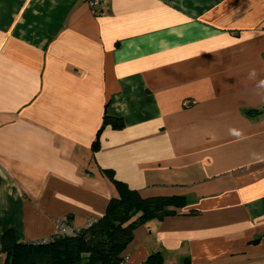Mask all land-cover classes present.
<instances>
[{
    "label": "crops",
    "instance_id": "1",
    "mask_svg": "<svg viewBox=\"0 0 264 264\" xmlns=\"http://www.w3.org/2000/svg\"><path fill=\"white\" fill-rule=\"evenodd\" d=\"M87 1L0 0V240L101 217L107 169L186 201L124 264H264V0Z\"/></svg>",
    "mask_w": 264,
    "mask_h": 264
},
{
    "label": "trees",
    "instance_id": "2",
    "mask_svg": "<svg viewBox=\"0 0 264 264\" xmlns=\"http://www.w3.org/2000/svg\"><path fill=\"white\" fill-rule=\"evenodd\" d=\"M110 120L104 117V124ZM116 124L119 127L121 123ZM93 147L98 148V141ZM101 171L116 192L101 217L69 235L54 234L29 243H17L14 232L7 230L0 240L5 255L2 264H124L123 253L136 226L151 218L174 215L186 204L183 196L142 197L117 180L112 170ZM141 264H163L162 256L152 253Z\"/></svg>",
    "mask_w": 264,
    "mask_h": 264
},
{
    "label": "built area",
    "instance_id": "3",
    "mask_svg": "<svg viewBox=\"0 0 264 264\" xmlns=\"http://www.w3.org/2000/svg\"><path fill=\"white\" fill-rule=\"evenodd\" d=\"M87 4L90 7V10L94 16L101 15L103 0H88ZM85 226H88V224H85ZM55 230H56V234H59V235H69L73 231H75L74 229L65 225L62 221H57L55 223Z\"/></svg>",
    "mask_w": 264,
    "mask_h": 264
}]
</instances>
